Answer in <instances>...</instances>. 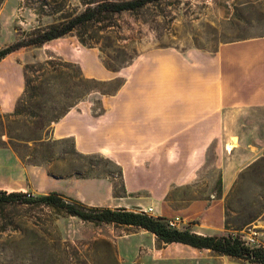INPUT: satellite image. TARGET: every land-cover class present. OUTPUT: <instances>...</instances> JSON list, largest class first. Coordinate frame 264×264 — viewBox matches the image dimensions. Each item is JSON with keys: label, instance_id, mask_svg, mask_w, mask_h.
Segmentation results:
<instances>
[{"label": "rangeland", "instance_id": "374dc122", "mask_svg": "<svg viewBox=\"0 0 264 264\" xmlns=\"http://www.w3.org/2000/svg\"><path fill=\"white\" fill-rule=\"evenodd\" d=\"M83 9L79 0H0V48ZM258 36H264V0H159L103 13L64 39L1 59L0 93L17 72L22 82L14 108L0 112V191L21 192L30 201L0 203V264H252L165 243L140 227L81 221L33 200L57 192L88 206L142 211L170 227L264 246V156L241 167L250 160L246 147L264 146V108L225 112L223 134L209 136L205 150L190 159L199 137L109 136L101 122L94 137L100 150L80 152L73 137L52 133L80 101L104 120V99L119 91L134 61L143 62L147 80L157 77V64L168 74L173 60L203 71L205 56L222 44ZM69 40L94 49L111 77L86 75L59 55L55 47ZM212 131L219 132V122ZM238 140L243 148L232 150Z\"/></svg>", "mask_w": 264, "mask_h": 264}, {"label": "crops", "instance_id": "0c3cea01", "mask_svg": "<svg viewBox=\"0 0 264 264\" xmlns=\"http://www.w3.org/2000/svg\"><path fill=\"white\" fill-rule=\"evenodd\" d=\"M68 45L55 47V50L66 60L79 64L86 75L100 79L111 77L100 64L94 49H84L72 40ZM172 56L180 61L179 55ZM205 57L203 71H200V64L186 65L173 60L169 73L165 75L164 66L157 64L152 72L157 77L151 80L144 78L143 62L134 61L119 91L104 99V120L91 116V108L80 101L54 123L53 136L73 137L77 150L95 152L100 150L94 142L95 135H99L96 125L102 122L109 136L199 137L194 142L192 140L188 157L190 159L197 152L201 154L209 136L223 134L225 112L264 108V36L224 43L213 56ZM21 82L22 76L17 72L16 79L0 93V112H10L14 108ZM213 121L219 122V132L213 133ZM236 133L229 135H238ZM231 148H243L241 140ZM245 150L250 160L241 167L264 156V146L253 144ZM231 177L230 174L227 176V183L224 178V184H228Z\"/></svg>", "mask_w": 264, "mask_h": 264}, {"label": "trees", "instance_id": "16d2710c", "mask_svg": "<svg viewBox=\"0 0 264 264\" xmlns=\"http://www.w3.org/2000/svg\"><path fill=\"white\" fill-rule=\"evenodd\" d=\"M79 1L84 5L82 11L76 14L63 16L59 22L49 24L44 28H37L26 41H18L0 48V60L7 54L21 47L42 44L48 40L69 34L80 25H85L94 21L99 22L103 13L114 14L122 11H133L150 2L159 0ZM20 100H22V98H20ZM67 110L62 113L61 116H63ZM15 113H17V107L15 108ZM22 196H24V194L21 192H6L1 190L0 203L12 202L18 199L30 201ZM33 201L41 202L43 205L62 212L66 216L77 217L81 221L96 225L115 224L136 226L153 233L159 240L165 243H181L198 249H210L220 254L246 260L252 264H264V246H251L236 235L200 234L190 229H177L170 227L164 219L153 217L142 211L129 210L126 208L88 206L57 192L41 195Z\"/></svg>", "mask_w": 264, "mask_h": 264}, {"label": "built area", "instance_id": "2783aa9c", "mask_svg": "<svg viewBox=\"0 0 264 264\" xmlns=\"http://www.w3.org/2000/svg\"><path fill=\"white\" fill-rule=\"evenodd\" d=\"M150 209V208H149ZM151 210V209H150Z\"/></svg>", "mask_w": 264, "mask_h": 264}]
</instances>
